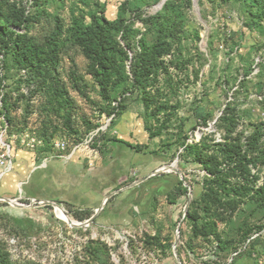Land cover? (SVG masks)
<instances>
[{
  "label": "rangeland",
  "instance_id": "obj_1",
  "mask_svg": "<svg viewBox=\"0 0 264 264\" xmlns=\"http://www.w3.org/2000/svg\"><path fill=\"white\" fill-rule=\"evenodd\" d=\"M20 2L13 29L46 46L54 29L59 42L34 66L0 48V151L56 177L40 197L0 200V264H264V252L234 256L264 225V0H170L161 24L131 11L153 16L161 0ZM93 15L133 28L126 40L113 34L128 57L108 99L74 38L75 23ZM168 17L174 36L144 93L132 86L131 59ZM219 178L235 191L218 190ZM41 200L75 223L88 219L77 212L101 209L69 224Z\"/></svg>",
  "mask_w": 264,
  "mask_h": 264
},
{
  "label": "trees",
  "instance_id": "obj_2",
  "mask_svg": "<svg viewBox=\"0 0 264 264\" xmlns=\"http://www.w3.org/2000/svg\"><path fill=\"white\" fill-rule=\"evenodd\" d=\"M18 2V3H16ZM170 0H165L161 10L153 16L142 17L140 11L132 9L133 17L136 16L142 23H150L151 20H156L160 24L167 17L168 6ZM18 4V6H17ZM23 8L20 0H0V48L11 49L13 55L17 58V63H27L30 66H34L41 60L47 61L53 59L58 48L59 35L52 29V31L46 34V44L38 43L33 38H27L26 35H22L13 29V26L21 24L23 21ZM168 17L167 22L161 25L159 33L155 42L152 45H147L143 38L137 41L139 50H137L131 59V74L133 77V85L138 86L145 93L146 85L153 79L151 76L156 73V70L160 66V58L163 54L168 53L170 44L167 42V37L174 36L175 22ZM58 31H61V26L58 25ZM74 38L80 41L83 52L89 60L92 75L96 78L99 86L102 90L104 98H109L108 87L116 79L123 78V72L120 68L118 59L121 54L127 58L126 51L120 46L117 39L113 34L122 32L121 38L125 39L133 31L130 21L120 18L116 21H109L103 15H93L89 24L83 26L75 23ZM127 47H130L129 42H125ZM38 72H42V68L39 66ZM128 78V76H125ZM149 98L145 100V105ZM153 135V133H150ZM189 149H196V145H188ZM138 149V146H137ZM199 162L205 166V169L212 172L210 168V160L206 157L200 158ZM221 171H217L220 173ZM212 183V182H211ZM216 186L218 190L228 191L234 190L233 187H227L221 183V179H217ZM179 187L182 192H186L187 189L179 181ZM213 190V189H210ZM215 192V191H214ZM217 195V192H215ZM264 200V192L259 195ZM90 212H77L76 217L79 220L89 218ZM264 225H259L251 231L248 235H244L243 249H238V253L234 256L244 255L256 259L264 252V233L247 240L256 232L262 230ZM247 242V243H246ZM246 244V245H245ZM237 251V250H236Z\"/></svg>",
  "mask_w": 264,
  "mask_h": 264
},
{
  "label": "crops",
  "instance_id": "obj_3",
  "mask_svg": "<svg viewBox=\"0 0 264 264\" xmlns=\"http://www.w3.org/2000/svg\"><path fill=\"white\" fill-rule=\"evenodd\" d=\"M54 177L56 175L48 165H35L24 155L22 161L13 163L9 171L1 172L0 169V196L40 197L45 184L51 183Z\"/></svg>",
  "mask_w": 264,
  "mask_h": 264
},
{
  "label": "built area",
  "instance_id": "obj_4",
  "mask_svg": "<svg viewBox=\"0 0 264 264\" xmlns=\"http://www.w3.org/2000/svg\"><path fill=\"white\" fill-rule=\"evenodd\" d=\"M55 146H56L57 148H59V149H65L66 142H65V141H59V142H56V143H55ZM77 149H78L77 147H74V148L70 151V153H69L70 157L75 153V151H77ZM60 156L67 158V155H64V154H63V155H60ZM12 167H13V163H12L10 160H8V154L3 153V152L0 151V169H1V172L9 171ZM261 233H264V227H263L262 230H260V231L256 232L255 234H253V235L247 240V242H248L251 238H254V237H256L257 235H259V234H261ZM247 242H246V243H247ZM245 245H246V244H245ZM239 251H240V250H239ZM239 251H238V252H239ZM238 252H236L235 255H236Z\"/></svg>",
  "mask_w": 264,
  "mask_h": 264
},
{
  "label": "water",
  "instance_id": "obj_5",
  "mask_svg": "<svg viewBox=\"0 0 264 264\" xmlns=\"http://www.w3.org/2000/svg\"><path fill=\"white\" fill-rule=\"evenodd\" d=\"M163 2V0H161ZM159 7L162 5V3H159L158 4ZM113 193H110L107 195V197L104 199L103 201V204L108 200V197L111 196ZM191 196V193H189V197ZM0 200H4V201H10L11 202V199H8V198H4V197H0ZM40 203H47V204H52L53 206H59L57 205L55 202H52V201H49V200H41ZM101 209V207H99L98 209L95 210V213L93 215H91L87 220H85L83 223H79L78 225H81V224H89L90 222L93 221V219L95 218V215L97 214V212ZM71 226H77V225H71ZM178 243V237H176V239L174 240V243H173V249L176 248V245ZM175 256H176V253H175ZM177 258V261L179 264H181L180 262V259L178 257Z\"/></svg>",
  "mask_w": 264,
  "mask_h": 264
},
{
  "label": "bare ground",
  "instance_id": "obj_6",
  "mask_svg": "<svg viewBox=\"0 0 264 264\" xmlns=\"http://www.w3.org/2000/svg\"><path fill=\"white\" fill-rule=\"evenodd\" d=\"M164 1H165V0H163V2H164ZM166 168H167V167H166ZM162 169H163V168H162ZM14 203H15L16 205H20V204H18V203H16V202H14ZM25 206H27V205H25ZM56 211H57L58 216H59L61 219H63V220H67V221L69 220L68 217H66V216L62 213L63 211H61V210L59 209V207H57V206H56ZM68 223H69V224H70V223H71V224H79V223H75V222H73V221H71V220H69Z\"/></svg>",
  "mask_w": 264,
  "mask_h": 264
}]
</instances>
